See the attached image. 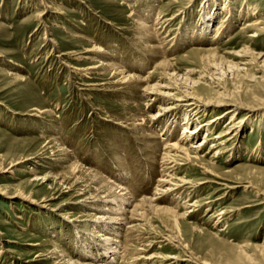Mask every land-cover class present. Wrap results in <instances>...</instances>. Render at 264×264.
I'll list each match as a JSON object with an SVG mask.
<instances>
[{"label": "rangeland", "instance_id": "obj_1", "mask_svg": "<svg viewBox=\"0 0 264 264\" xmlns=\"http://www.w3.org/2000/svg\"><path fill=\"white\" fill-rule=\"evenodd\" d=\"M201 1L47 0L46 8L43 0H0V264H69L54 263L62 252L82 262L89 250L100 262L97 249L103 250L93 234L100 229L91 233L86 223L90 213L102 211L82 204L91 191L76 195L68 188V161L45 163L54 157L47 142L52 138L84 169L127 187L133 203L158 197L153 204L183 215L178 233L159 209L130 232L120 229L123 245L112 264H264V23L253 37L251 29H241L253 10L251 19L264 22V0H247L249 11L232 0L233 19L217 33L225 0H210L218 14L199 35L192 30L199 29ZM159 13L176 15L161 33L173 75L162 78L157 69L148 83L165 92L159 98L167 102L177 98L175 88L184 91L192 82L201 100L225 104L206 112L178 107L161 117L150 139L146 128L129 123L155 113L163 99L147 100L135 82L116 83L108 68L85 76L72 67L112 60L146 76L154 59L139 43L136 16L158 29ZM92 44L103 49L94 60L86 57ZM243 47L262 56L243 55ZM186 117L188 130L208 123L191 139L204 142L205 164L170 162L164 149L180 137ZM233 124L235 136L218 143ZM165 134L168 140L158 142ZM214 143L213 152L222 153L212 159L206 149ZM202 166L213 167L216 176ZM168 171L188 183L154 196L158 178ZM19 190L30 200L10 198ZM141 252L157 258L134 260Z\"/></svg>", "mask_w": 264, "mask_h": 264}, {"label": "bare ground", "instance_id": "obj_2", "mask_svg": "<svg viewBox=\"0 0 264 264\" xmlns=\"http://www.w3.org/2000/svg\"><path fill=\"white\" fill-rule=\"evenodd\" d=\"M43 1H44L43 3H45L46 8H48L47 0H43ZM203 1L204 2L201 1L203 4V8L200 9L202 11H201V15L199 14L201 18L199 19L200 20L199 29L197 28L198 32L196 30H192L194 34L197 33L199 35L203 34L205 32V30L210 25L212 18L216 14H218L217 13L218 9H216L212 6V4L214 5V3L211 2L212 4L210 5V0H203ZM208 1H209V3H208ZM231 1L232 0H230V1L225 0L224 1L225 5L220 8V10L223 11L222 13L225 12L226 15L224 16V18L222 20L220 19V21H218L219 23L216 24V27H215L216 33H217V30H219V28L222 27L221 24H223V22H225L229 25V22L233 19V10H230L231 9ZM240 5L242 6L243 9L246 8V10H248V11L251 8V7H247V0L246 1L241 0ZM239 12H241V10H239ZM131 13H133V12L131 11L130 14ZM256 13H257V10H253V11H250V13L243 16V17H245V19H244V23H242L243 25H242L241 29L242 30L251 29L252 31H250V32L252 34L250 35V37L255 36L256 33L262 28L261 25L264 23L263 20L251 19L250 16H254ZM163 14L161 15L159 13L158 16L156 15V17H154V24L161 25L160 28H158V29L156 27L153 28L151 25H149L146 22L148 17H144V19L143 18L141 19V18H139V15L136 16L137 22H138L137 28H138V33H139L138 34L139 43L141 46L142 45L144 46L145 51L148 54H150V56L152 55V58L154 59V61H153L154 62V66H153L154 70L150 71L146 76H141V75L138 76V74L135 75V74L129 73L122 66L118 65L116 62H114L112 60L105 61V63H98V64L94 63V64H91L90 66H87V67L73 66L72 68L74 69V71L81 73L82 75H85V76L89 75L92 72H97L98 70H102V69L105 70V68H108L109 70H111L110 76L115 79L116 83H123L124 84L127 82H135L136 83L135 85H137V87H140V89L148 97L147 100L150 99L151 101H155V100L159 101L160 99H163V98H159V97H160V94L164 95L165 92H162V90L161 91L155 90L156 84L154 85V84L148 83L149 79L153 76L152 74L157 69H161L164 71L165 74L162 76V78H164L165 75H173L172 70H171V64L169 63V61L166 58L164 49H163V51L161 50V48L166 47V44H167V41L165 39L166 37L165 36L162 37L161 33H164L165 30L163 32H162V30L165 28V25L168 22H172L176 18V15H173L169 18H164L165 16ZM41 15H39V16H41ZM259 27H261V28H259ZM79 36L84 37L83 35H79ZM159 36H161V37H159ZM206 50L214 52L215 48H206ZM239 51L241 53H244L243 55H247V54L251 53V54L255 55V57L256 56H258V57L262 56L261 54L253 53L247 47H243ZM86 52L88 53V55H90V56H86V57L94 60L95 57H93V55L101 54L103 52V49L100 46H97L96 44H92L86 50ZM232 54L236 55L235 53H232ZM262 58L264 59V55ZM150 60H151V58H150ZM189 85H190V87L189 86L186 87V89H188V90L185 89L184 91H182V90L179 91L175 88V90L177 91V95H178L177 98L176 97L173 99L171 98L172 101H170V102H167V100H164V99H163L164 101L161 100L163 102L160 104V106L158 107V109L156 110L155 113L144 114V115H141L140 117H136L135 119L132 120L131 124L128 122L129 125H131L133 128H138L140 130H141V128H146L142 131L147 132V134L149 132L148 135H149L150 139L151 138L153 139L154 136L156 135V132H155L156 124L161 119V117L168 118V116L171 115L178 107L186 106V107H188V109L194 110V112H198L199 110H203L204 112H206L208 110V108L212 105L219 106V105L225 104V103H221V102L220 103L219 102L213 103L210 101L201 100L202 98L200 97L199 94L196 93L195 89L193 88L194 83L190 82ZM163 86L170 87L169 85H163ZM189 88H192V92L189 91ZM178 91H179V94H178ZM235 108L236 107H234L233 109L230 108V109H227L226 111H230L233 113ZM51 111H52L51 109H46L44 112L50 113ZM186 119L187 120L184 122V126L182 128L181 135L176 141L171 142L170 139L169 140L167 139V138H169L170 135L165 134L166 138L159 137L158 142H162L160 140H165V139L168 140L164 145V149H168V154H170L169 158L171 160L170 162H176V160H178V158H179V159H184L185 161H189V162L195 160L196 162H198L200 164H202V163L205 164L204 163V157H203L204 154L200 155V152L203 151L202 148L204 146V142L199 141L200 143L198 145H196V144H192L191 139L194 138L195 135L202 128H204V126L206 127L208 123H201L197 127L190 128L188 130L189 123L191 124V119H190V117H186ZM233 122L234 121L232 120V121L228 122V124L231 125ZM149 126L151 128H153V127H155V128H153V130H149L148 129ZM236 128L237 127L235 124L228 127V129L224 133H222L223 134V135H221L222 137L219 138L218 140L222 139L223 136H227V139L222 140L221 142H218V143H224L228 139L234 137L236 134L235 130H237ZM217 137H220V136H217ZM47 142H51L50 145L48 144V146H49L48 148H49V150H51L50 154L54 157H48L50 159V161L45 162V163L50 164L52 161L56 162V163H59V161L60 162L61 161H63V162L68 161L67 162L68 165H66L67 174H68L67 178H69L71 180V183H70L68 188L69 189L74 188L76 195L77 194H85L84 192L91 191L89 194L90 196L81 200V201H85V203H82V204L89 206L93 210L102 211L100 213H98V212L97 213L96 212L90 213L89 217L87 219L88 221H90V223L89 222L86 223V227H87L86 230L88 229V231L91 233L93 232V230L95 228L100 229V230L98 229L99 232L95 230V232L93 233L94 235H96L95 236L96 240L92 239L94 241H97L99 244V248L101 247L102 248L101 250H103V253L101 254L100 253L101 251L99 249H97V253L99 255L100 262L95 261V259H97L96 253L93 254L94 252L89 250L88 254L86 253V256H85L86 260L84 259L85 261L79 262L78 260H72V258H70L68 255L64 254L63 252L62 253L60 252L61 255H59V256L57 255L59 260L55 261L54 263L61 261L62 263L66 262L69 264H112L111 263V259L113 257L112 254L118 253V251H119L118 249H120L121 246L123 245L121 243V238H122V240H124V239H123V236L120 235L121 234L120 229H122V231L125 230L126 232H130L134 228H137L138 225H141L140 223H143V222L148 220V212L154 213L158 209L161 210V212L163 211V212L168 214L167 220L169 218L172 221L173 226L176 230L175 232L178 233V230H179V223L178 222H179V217L181 215L177 214V212L174 211V209H170V208L163 207V206H157V205L153 204V201L156 200L158 197H156V198H154V197L143 198V199L133 203L130 196H128V193H126V191H125L127 187L125 188V186H121L120 183L115 184L114 181L107 180L105 177H102L99 173H96V172L93 173L92 170L90 171L88 169H84L81 165L76 163L75 160L74 161L72 160V158L69 156L67 150L62 149L60 147V145L58 144L56 139L52 138ZM155 142L157 144V141H155ZM155 142H154V144H155ZM54 143H56V144H54ZM218 143H214L206 149V153H209L208 155H210L212 153V155L209 156L212 159H214L215 157H218L222 153V152L220 153L217 151L213 152V150H215V148H217V147L213 148V150H212V147L218 145ZM55 146H57L58 148H55ZM159 148H161V147H159ZM16 162H14V163H16ZM14 163H12V164H14ZM206 167L207 166H202V168L204 169V172L209 173L213 176H216L215 175L216 173L214 174V172H211V170H210V168L213 169V167H211V166H209L210 168H206ZM166 169L167 168H165V170ZM168 172H164L163 175H160V177L158 178L157 190L155 191L154 196L167 194L171 191H174L175 188H178L179 186H183L184 184L188 183L185 181H181V179H176V181H175V177L172 174H170V171H168ZM43 179H47V177H43ZM60 181L63 182L64 180H62V178H61ZM179 182L183 183V184H179ZM226 187H228V186L226 185ZM187 196H189V195H187ZM10 198H19V199L27 200V201L30 200V199H28L29 195H26L22 190H19L17 193H14L13 195L10 196ZM101 202L104 203L102 205V207L100 206ZM157 213H159V212H157ZM157 213H155V214H157ZM146 225H149V224H146ZM177 236H175V238L179 239ZM84 239H85V237H84ZM90 241H91V239H90ZM84 245H85V243H84ZM119 246H120V248H118ZM141 250L143 251V249H141ZM83 251H85V250L83 249ZM155 258H157V257L154 255L148 256V255H145L143 252H141L137 256V258L134 260L139 259L142 262H148V261L154 260ZM158 258H160V257H158ZM170 258H174V257L169 256L167 259L169 260ZM121 259H122V257H121ZM193 259L195 260V258H193ZM193 259H192V262H193ZM162 260H163V258H162ZM160 264H163V263H160ZM200 264H208V263L200 262Z\"/></svg>", "mask_w": 264, "mask_h": 264}]
</instances>
